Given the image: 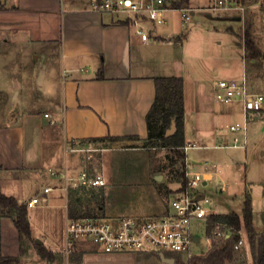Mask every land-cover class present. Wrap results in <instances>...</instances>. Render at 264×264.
Segmentation results:
<instances>
[{"label":"crops","instance_id":"crops-1","mask_svg":"<svg viewBox=\"0 0 264 264\" xmlns=\"http://www.w3.org/2000/svg\"><path fill=\"white\" fill-rule=\"evenodd\" d=\"M91 1L0 0V39L11 45L35 43L45 47L38 53H32L31 57L38 62L45 55L51 59L57 54L63 74L57 93L55 82L49 80L52 71H35L33 74L36 77L48 78L41 86V95L50 106L42 116L34 115L35 109L27 111L24 114L21 130L0 133V192L15 198L19 203H28L32 198L43 194L45 187H50L51 191L46 194L47 202L42 206L64 209L65 217L68 213L65 203L67 199L68 206L72 188L66 198L62 190L65 185L64 177H75L81 172L87 173V167L77 158L82 152L78 150H85L90 142H94L88 140L94 138L138 136L144 139L147 136L145 116L154 101V79L157 77L175 76L183 79L185 145L198 144L196 143L198 141V150L221 148L220 146L229 140L226 136H221L219 139L222 143L211 145L210 142L218 139L214 123L220 112L208 106H201L199 99L198 101L194 99L199 125L197 137L194 141L187 140V125L191 118L187 110V80L184 73H181L183 64L174 62L171 57L174 52L182 48V45L170 25L172 17L169 13L180 12V25L183 26V10H189L190 15H193L194 9L206 8L192 7L189 0L186 9H166L163 13L164 23L157 24L158 26L146 24L148 39L142 41L132 25L123 24L126 20L125 16L94 12L89 8ZM253 7L254 4L242 6L241 13L234 18L243 16L244 11H248L249 14ZM221 19L218 17L217 20ZM254 34V40L261 49ZM213 75H217V72L213 71ZM241 109L243 119L255 114L245 113L242 105ZM45 114L48 117H45ZM51 120L53 123L50 122ZM15 123L11 118V124ZM134 149H142V147L129 146L126 150ZM107 150L102 149L101 152ZM187 162L193 165L191 160ZM193 168L195 169L194 165ZM211 168L215 169L216 166ZM202 172L205 173L206 178L203 185H206L212 180V173ZM154 175L157 178L158 173ZM161 177L160 181L163 180V176ZM169 179L172 183L166 185L164 189L166 196L160 205L137 216L151 217L166 212L169 200L181 190V184L176 176ZM103 187H88L92 190L80 193L82 205L86 206L82 202V196L90 194L93 197V190L102 188L99 191L102 193ZM28 192L31 193L30 197ZM257 196L264 198V193H259ZM102 205L104 203L99 206V211L104 208ZM251 206L254 231L258 236L264 232L262 228L264 212L254 209L253 197H251ZM32 208L34 206H28V211ZM28 220L31 235L34 237L29 213ZM35 242L42 244L38 240ZM208 244L209 240L203 230L202 235L198 233L193 248L201 245L207 248ZM46 248L56 254L52 244L47 243ZM85 249H91L99 255L84 257L104 256L105 259L115 263L141 264L142 261L146 262L152 258L137 259L151 251H139L141 255L135 257L131 254L137 252L104 254L89 243L80 244L75 253ZM205 252L206 250L202 254ZM61 254L64 257L63 253ZM154 254L161 263L166 264L160 259L159 254ZM0 257H19L18 263L25 261V255L20 256L18 233L8 217H0ZM78 264H84L83 259ZM252 264H255L254 259Z\"/></svg>","mask_w":264,"mask_h":264},{"label":"rangeland","instance_id":"rangeland-1","mask_svg":"<svg viewBox=\"0 0 264 264\" xmlns=\"http://www.w3.org/2000/svg\"><path fill=\"white\" fill-rule=\"evenodd\" d=\"M190 5L206 9H194L190 20L183 26L180 25V12L169 13L172 17L170 25L182 45V48L174 52L171 57L174 62L183 64L181 73H184L187 80V110L191 117L187 125V140L194 141L197 137L199 125L194 99L197 101L199 99L201 106H208L220 112H217L218 116L214 123L218 139L210 142L211 145L216 143L219 145L222 143L219 139L221 136H226L228 139L232 136L228 126L242 124L244 119L240 103L223 104L215 101L216 83L222 79L239 80L245 74L249 90L264 95V61L260 66H252L250 62H246L242 41L244 29L249 24L252 36L256 34L260 50L264 53V0H256L252 11H249V14L248 11H244L241 20L231 19L241 13L239 9L212 10L211 0H190ZM231 6L236 5L231 4ZM218 17L222 19L217 20ZM44 48L35 43L6 44L0 39V133L21 130L24 114L27 111L35 109L34 115L42 116L50 106L41 95V86L48 78L36 77L33 74L35 71L51 70L52 77L49 80L55 82V90L58 93L63 74L57 54L51 59L45 55L38 62L31 57L32 53H38ZM213 71H216L217 75H213ZM11 118L15 120V124H11ZM246 120L245 150L233 148L187 150V158L191 160L196 171L212 173V180L199 187L208 200V203L203 205L211 214L237 212L243 205L245 194L253 197V207L256 211L264 212V199L257 196L259 193H264V109L255 112ZM196 143L199 145L198 141ZM137 145L140 144L125 141L90 142L85 150H78L82 152L77 158L87 167V175L94 177L101 174L105 183L102 193L99 192L102 188H96L93 190V197L90 194L82 196V202L92 214H99L107 219L148 218L149 215L137 216V214L159 206L165 198L164 189L166 185L172 183L169 178L175 176V168L170 162L173 155L166 149L147 150L142 147V149L126 150L129 146ZM102 149L108 150L102 153ZM205 161L216 168L205 169L202 166ZM202 168L204 170H201ZM154 173L163 176V180L156 182ZM154 186L157 188L155 189ZM28 195L30 197L31 193L28 192ZM102 203L104 208L99 211ZM28 213L31 217L34 237L31 235V240L25 242V261L17 264H78L82 259L84 264H126L112 262L104 256L84 257L99 255L91 249L75 253L66 260L61 254L64 251L66 219L64 209L45 207L39 202L34 208L29 209ZM240 231L245 241L244 247L241 253L232 252V259L225 264H252L254 256L247 233L243 227ZM198 233L203 234L202 225ZM36 240L45 247L47 243L53 245L56 250L54 259L41 258L37 254L34 246ZM209 245L207 248L202 245L194 247L192 252L194 255H200L208 250ZM139 255H141L139 252L131 254L133 257ZM171 255L177 260L181 258L182 262L187 259L183 254ZM155 256L150 252L137 259L152 257L149 261H142L141 264H163Z\"/></svg>","mask_w":264,"mask_h":264},{"label":"built area","instance_id":"built-area-1","mask_svg":"<svg viewBox=\"0 0 264 264\" xmlns=\"http://www.w3.org/2000/svg\"><path fill=\"white\" fill-rule=\"evenodd\" d=\"M211 1L214 10H242V5L236 0ZM231 4L236 6L232 7ZM89 8L99 13L123 14L125 19L131 22L135 33L141 37L142 41L148 39L146 24L164 23L163 13L166 11L163 0H92ZM189 18V10H183V25ZM214 99L223 104L241 103L245 113L260 112L264 109V95L249 90L245 75L239 80H219L216 83ZM45 117L48 115L45 114ZM50 122L53 123L52 120ZM228 128L232 136L220 147L245 150L246 118L242 124L237 123ZM191 148L199 147L190 143L181 148L185 154L186 187L169 200L165 213L148 218L120 217L117 219L103 218L98 214L74 217L67 213L64 230V258L68 260L83 243L96 246L104 254L151 251L174 260L176 258L171 254H183L187 258L194 256L192 249L198 237V230L202 225L205 231L206 219L211 213L203 205L208 203L205 194L199 190V187L206 181L205 173L196 171L193 165L187 162L186 153ZM202 166L205 169L210 167L206 161L202 163ZM64 180L65 185L62 190L66 198L71 188L101 187L105 184L100 175L90 177L86 172H81L75 177H64ZM50 191V187H45L43 194L32 198L27 205L35 206L39 202L44 205L47 202L46 194ZM65 208L68 209L67 199ZM238 233L240 238L233 245L234 253H241L245 244L241 231ZM214 236L221 237V233L216 230ZM228 237L229 235L224 236L225 239Z\"/></svg>","mask_w":264,"mask_h":264},{"label":"trees","instance_id":"trees-1","mask_svg":"<svg viewBox=\"0 0 264 264\" xmlns=\"http://www.w3.org/2000/svg\"><path fill=\"white\" fill-rule=\"evenodd\" d=\"M236 1L242 6H248L254 4L256 0ZM188 4L189 0H163V6L166 9L182 10L188 8ZM123 24L131 25V22L126 19ZM242 41L246 62H250L252 66L262 65L264 53L258 48L249 24L244 29ZM154 87V101L145 116L147 136L144 139H140L138 136H107L88 141H131L140 144L138 147L146 149H166L173 154L170 162L175 168V176L181 184L180 189H184L187 180L185 177V154L181 150L185 146L183 79L175 76L157 77L154 79ZM172 123H174L175 130L172 134L167 135ZM90 190L92 188L87 189L86 187L70 190L69 216L79 217L92 214L87 206L82 205L79 198L80 193H87ZM0 217H8L12 220L19 237L20 256L24 255L25 242L31 240L27 203H19L15 198L0 192ZM205 225V236L210 244L208 250L202 255L187 258L185 262H182L181 258L176 259L175 264H225L232 259L233 245L240 238L238 232L241 227L247 233L255 264H264V233L258 236L255 234L249 194H245L241 214L234 211L225 214H210L207 216ZM216 230L221 233V237L214 236ZM225 235H229V237L225 239ZM34 246L41 258L54 259L55 254L44 245L35 242ZM18 262L19 257H0V264H17Z\"/></svg>","mask_w":264,"mask_h":264},{"label":"water","instance_id":"water-1","mask_svg":"<svg viewBox=\"0 0 264 264\" xmlns=\"http://www.w3.org/2000/svg\"><path fill=\"white\" fill-rule=\"evenodd\" d=\"M233 19H235V20H240L241 17H236V18H233ZM174 130H175V126H174V123H172L171 128L167 131L166 134H167V135H170L172 132H174ZM161 179H162L161 176H158V177L156 178V180H158V181H160ZM196 199H198V197H197ZM238 214H241V212L239 211ZM36 243H38V242H36ZM159 257H160V259H161L164 263H166V264H174V263H175V260H174L173 258H167V257H165L163 254H160Z\"/></svg>","mask_w":264,"mask_h":264}]
</instances>
